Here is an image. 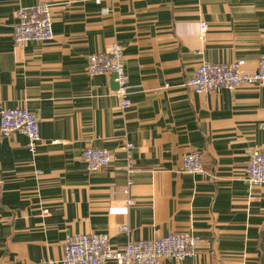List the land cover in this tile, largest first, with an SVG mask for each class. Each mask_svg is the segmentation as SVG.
Listing matches in <instances>:
<instances>
[{
    "label": "crops",
    "instance_id": "crops-1",
    "mask_svg": "<svg viewBox=\"0 0 264 264\" xmlns=\"http://www.w3.org/2000/svg\"><path fill=\"white\" fill-rule=\"evenodd\" d=\"M39 2L52 40L17 44L16 11ZM113 43L127 75L123 112L113 75L85 72ZM262 54L264 0H0V111L33 112L41 138L31 154L21 132L0 137V264H61L72 234H105L120 248L187 232L194 256L160 264H264V186L245 179L264 148V89L185 86L203 61L242 60L251 73ZM88 147L110 151L111 163L89 172ZM193 151L203 172L184 174Z\"/></svg>",
    "mask_w": 264,
    "mask_h": 264
},
{
    "label": "built area",
    "instance_id": "built-area-1",
    "mask_svg": "<svg viewBox=\"0 0 264 264\" xmlns=\"http://www.w3.org/2000/svg\"><path fill=\"white\" fill-rule=\"evenodd\" d=\"M105 0H94L100 5ZM101 13L107 15L109 10L102 8ZM16 23L13 27V39L17 44L28 42L46 43L52 40V15L49 4L39 2L34 6L21 7L15 14ZM207 25L200 23L199 39L203 40ZM244 62L238 60L231 63L201 62L194 70L185 86L197 94H207L225 89L234 91L246 85L264 89V54L257 62L256 69L247 73L242 71ZM88 76L115 75L117 83L116 94L120 100V109L125 111L130 106L128 99L127 75L125 72L122 47L113 43L108 49L91 54L87 58L85 70ZM15 132H21L28 140V150L35 154L41 142L39 120L33 112L26 108H4L0 111V137L8 138ZM124 150L129 154L133 145L126 143ZM81 160L89 172H95L107 167L112 161L111 152L95 147L86 148ZM181 172L196 175L203 172L201 156L198 152L184 154L181 158ZM246 182L251 188L264 186V148L253 151L245 170ZM131 182L123 188V193L129 195ZM127 206H132L134 200L128 198ZM46 214L47 210L44 209ZM119 229L128 233L127 226ZM198 248V239L192 232L169 233L160 238L149 240H128L120 248H113L105 234H72L67 236L61 264H160L163 260L181 262L194 256Z\"/></svg>",
    "mask_w": 264,
    "mask_h": 264
},
{
    "label": "water",
    "instance_id": "water-1",
    "mask_svg": "<svg viewBox=\"0 0 264 264\" xmlns=\"http://www.w3.org/2000/svg\"><path fill=\"white\" fill-rule=\"evenodd\" d=\"M116 76L115 75H113V78H115Z\"/></svg>",
    "mask_w": 264,
    "mask_h": 264
}]
</instances>
